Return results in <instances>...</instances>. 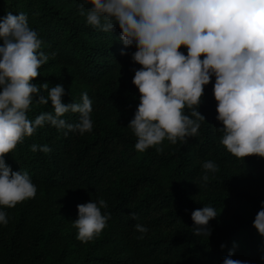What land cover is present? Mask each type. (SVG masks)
<instances>
[{"label":"trees","instance_id":"1","mask_svg":"<svg viewBox=\"0 0 264 264\" xmlns=\"http://www.w3.org/2000/svg\"><path fill=\"white\" fill-rule=\"evenodd\" d=\"M80 5L81 0H0V19L23 12L45 42L43 50L57 53L32 83L63 85L64 103H80L86 91L93 108L91 132L65 136L46 124L5 155L13 171L27 172L52 198L41 207L0 206L8 219L6 226L0 224V264H223L230 250L232 259L264 264V236L253 226L264 201V157L238 159L221 145L215 77L204 86L198 111L205 121L198 136L175 145L165 139L162 153L155 147L137 152L127 127L140 103L132 83L141 67L131 59L136 48L121 43L118 25L107 33L88 25ZM121 49L128 54L121 55ZM180 51L187 54L184 47ZM44 111H53L51 102L34 100L28 117ZM63 118L77 123L79 114ZM33 143L51 151L34 153ZM205 160L220 170L209 173L207 186L200 187ZM100 198L108 205L101 210L110 214L108 226L83 243L73 227L77 205ZM204 206L219 213L209 222L207 238L192 233L191 213ZM136 224L148 232L139 233ZM140 235L144 239H137Z\"/></svg>","mask_w":264,"mask_h":264},{"label":"clouds","instance_id":"2","mask_svg":"<svg viewBox=\"0 0 264 264\" xmlns=\"http://www.w3.org/2000/svg\"><path fill=\"white\" fill-rule=\"evenodd\" d=\"M79 11L99 31L112 32L118 25L121 43L136 48L131 59L141 67L135 69L132 83L140 103L127 127L136 137L137 152L155 147L162 153L165 139L175 145L198 136L200 122L205 121L198 111L204 86L214 76L216 119L223 125L221 145L238 159L264 157V0H81ZM0 40V206L13 208L35 198L37 186L27 172L13 171L5 155L46 124L65 136L91 132L93 108L86 91L80 103H64L63 85L32 83L57 53L43 50L45 42L29 26L26 14L8 12L0 19ZM126 54L121 49V55ZM34 100L40 105L50 101L53 111L29 119ZM67 113H78L79 121L69 123L63 118ZM38 150L47 154L51 148L33 143L31 151ZM202 169L200 187H206L209 173L220 169L212 160H205ZM107 207L103 198L77 205L78 218L73 221L77 240L87 243L102 233L110 214L101 210ZM218 214L212 206L192 211V233L209 237V222ZM7 223L6 212L0 210V224ZM253 226L264 236V201ZM135 229L148 232L142 224ZM232 254L230 250L223 264H247L232 259Z\"/></svg>","mask_w":264,"mask_h":264},{"label":"rangeland","instance_id":"3","mask_svg":"<svg viewBox=\"0 0 264 264\" xmlns=\"http://www.w3.org/2000/svg\"><path fill=\"white\" fill-rule=\"evenodd\" d=\"M52 197H50L46 191L40 187H37V194L35 196V198L33 199H27L23 202H20L19 205H24V206H45L46 202L48 201V199H50ZM38 209V213H42L43 209ZM32 216V214H31Z\"/></svg>","mask_w":264,"mask_h":264}]
</instances>
